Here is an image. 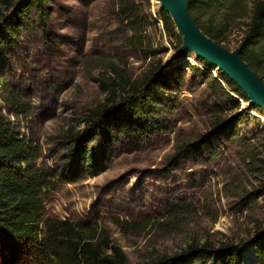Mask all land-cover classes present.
<instances>
[{
    "label": "rangeland",
    "instance_id": "1",
    "mask_svg": "<svg viewBox=\"0 0 264 264\" xmlns=\"http://www.w3.org/2000/svg\"><path fill=\"white\" fill-rule=\"evenodd\" d=\"M6 1L0 0L6 15L0 29L18 8L26 11L19 35L0 40V74L31 111L8 115L1 88L0 107L16 131L41 147L39 164L57 185L45 197V218L105 230L134 264L205 238L233 241L247 261L254 254L259 261L253 237L264 228V147L254 148L264 144V108L252 110L225 83L221 89L213 80L216 65L207 68L195 51L181 50L184 38L179 46L166 33L159 1L134 0L147 16L136 29L140 36L121 21L118 0H49L45 29L36 6L13 0L7 10ZM239 37L232 28L226 49L236 50ZM157 64L172 81L170 89H158L151 123L103 127L83 142L93 166L79 164L80 121L106 96L99 73L115 66L139 80ZM219 119L224 124L215 130ZM244 154L252 159L244 161ZM118 219L145 226L123 231ZM30 256L37 262L34 251Z\"/></svg>",
    "mask_w": 264,
    "mask_h": 264
},
{
    "label": "trees",
    "instance_id": "2",
    "mask_svg": "<svg viewBox=\"0 0 264 264\" xmlns=\"http://www.w3.org/2000/svg\"><path fill=\"white\" fill-rule=\"evenodd\" d=\"M12 1L5 2L7 10L15 6ZM48 2L49 0H27L25 4L26 8L36 6L44 29L47 27L45 19L48 15L46 8ZM25 11L24 7L18 8L6 18L0 29V40L5 35H19L24 25ZM188 11L195 24L223 47L228 42L232 28H239L238 48L241 58L264 82V0H188ZM118 12L121 21L131 24L135 32L139 36L142 35L143 31L136 29L142 22H147V16L141 14L142 11L138 9L134 0H118ZM158 14L166 33L176 39L180 46L183 43L182 36L169 12L161 8ZM5 16V12L2 11L0 22ZM189 53L190 50L187 49L185 54ZM197 59L205 67L211 66L206 59L202 57ZM161 70V64H157L139 80L128 78L115 66H112V71L103 70L99 73L96 81L106 96L104 101L88 110L80 121L84 129L75 135L82 149L78 154L79 164L93 166V156L89 150L84 149L83 142L93 141L103 127L135 125L143 128L151 123L152 112L156 110L153 103L159 101L158 89L171 88L172 74ZM218 77H213V80L221 89L224 88L222 83H225L236 96L250 101L238 83L221 69H218ZM0 88L1 100L8 115L30 113L31 108L25 102L20 89L3 80L1 74ZM250 107L252 110L262 112L260 105L252 104ZM238 119L240 121L241 117L238 116ZM223 124L224 121L217 120L214 129L218 130ZM230 134L233 138L236 137L235 132ZM64 135L72 136L69 132ZM253 138L260 141L257 136ZM255 147L254 150L258 149L257 147H264V144L260 143ZM40 157L41 147L35 143L34 138L16 131L0 107L2 264L25 259L30 260L31 264H134L123 247L114 242L105 230L98 231L90 225L45 218V197L55 190L57 185L49 178L46 169L40 166ZM243 158L247 161L252 159V155L244 154ZM169 215L172 217L177 215L176 209L169 210ZM116 223L123 231L145 226V222L131 224L119 219ZM253 238L255 246L259 247L260 262L257 261L254 252L255 261L252 262L251 258L247 261V255L242 252L240 244L233 241L214 244L205 238L203 241L193 240L173 254H162L140 264H264V228L257 230ZM33 251L37 262L32 260V256L27 257Z\"/></svg>",
    "mask_w": 264,
    "mask_h": 264
},
{
    "label": "water",
    "instance_id": "3",
    "mask_svg": "<svg viewBox=\"0 0 264 264\" xmlns=\"http://www.w3.org/2000/svg\"><path fill=\"white\" fill-rule=\"evenodd\" d=\"M176 28L184 38L182 51H197V56L206 59L228 74L245 91L250 104L264 108V82L262 78L241 58L240 49L230 51L213 41L194 22L188 11V0H164Z\"/></svg>",
    "mask_w": 264,
    "mask_h": 264
},
{
    "label": "bare ground",
    "instance_id": "4",
    "mask_svg": "<svg viewBox=\"0 0 264 264\" xmlns=\"http://www.w3.org/2000/svg\"><path fill=\"white\" fill-rule=\"evenodd\" d=\"M158 1H159V3H160L161 6H166L164 0H155V3L158 2ZM195 52L197 53V51H195ZM263 120H264V118H263Z\"/></svg>",
    "mask_w": 264,
    "mask_h": 264
}]
</instances>
